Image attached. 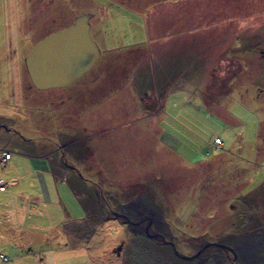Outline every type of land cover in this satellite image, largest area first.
Segmentation results:
<instances>
[{
    "label": "rangeland",
    "instance_id": "rangeland-1",
    "mask_svg": "<svg viewBox=\"0 0 264 264\" xmlns=\"http://www.w3.org/2000/svg\"><path fill=\"white\" fill-rule=\"evenodd\" d=\"M103 1L113 0H0V123L22 128L32 140L51 138L42 151L52 152L53 164L60 140L63 158L73 165L62 171L85 209L82 223L67 224L70 246H82L81 260L62 262L180 264L168 244L130 230L107 211V205L115 210L138 198L148 202L146 216L161 224L180 252L191 253L201 237L213 240L264 224V0H213L227 44L209 70L210 94L201 87L205 97L193 98L203 112L185 110L181 128L171 100L163 112L162 93L148 99L142 80L133 95L126 82L138 62L140 76L151 62L145 50L127 45L133 31L127 22L108 25L110 39L125 43L116 50L95 37L92 13ZM81 13L91 14L89 32L100 56L67 86L34 88L25 53ZM217 20L205 25L214 29ZM166 45L151 48L162 52ZM135 97L145 100L133 103ZM3 128V147L19 140ZM257 256L264 264V255L247 249L239 259L257 264Z\"/></svg>",
    "mask_w": 264,
    "mask_h": 264
},
{
    "label": "crops",
    "instance_id": "crops-1",
    "mask_svg": "<svg viewBox=\"0 0 264 264\" xmlns=\"http://www.w3.org/2000/svg\"><path fill=\"white\" fill-rule=\"evenodd\" d=\"M100 4L98 11L92 13L93 31L106 50H116L125 44L110 39L108 25L127 22L126 26L133 30L127 45L145 50V57L151 61L143 72L145 76L139 75L137 67L141 62H138L131 70V78H126L133 95L137 92V81L144 80L149 85L143 88L148 99L156 98L158 91L162 93L159 101L163 112L167 109V100H171L169 105L179 114L175 116L179 128L184 126L180 117L185 110L192 115L203 112L198 99L193 98L205 97L201 87L207 86L208 90L214 84L208 73L213 68L214 56L218 57L227 44V30L219 25L211 9L215 5L213 0H113ZM208 19L217 20V27L205 25ZM155 42L157 46L167 45L162 52L153 53L151 44ZM153 54H156V63ZM144 100L135 97L132 101L143 103ZM2 124L4 133L12 132L19 140L9 147L0 144V150L12 153L0 170V178L5 182L0 188V247L6 250L5 254L0 251L6 257L0 258L4 260L0 264H66L62 260L69 256L80 257L76 258L80 261L82 246L79 243L70 246L67 224L82 223L85 210L62 171L67 161L62 157L60 140H57L60 155L53 164L52 152L42 151L51 138L37 136L43 139L34 138V141L23 135L22 128L14 130ZM38 146L41 149L35 150ZM53 245L54 253L50 247Z\"/></svg>",
    "mask_w": 264,
    "mask_h": 264
},
{
    "label": "water",
    "instance_id": "water-1",
    "mask_svg": "<svg viewBox=\"0 0 264 264\" xmlns=\"http://www.w3.org/2000/svg\"><path fill=\"white\" fill-rule=\"evenodd\" d=\"M90 16L76 15L73 23L44 35L25 53L24 67L34 88L67 86L98 59L100 49L89 32ZM171 243L174 252L182 256Z\"/></svg>",
    "mask_w": 264,
    "mask_h": 264
},
{
    "label": "flooded vegetation",
    "instance_id": "flooded-vegetation-1",
    "mask_svg": "<svg viewBox=\"0 0 264 264\" xmlns=\"http://www.w3.org/2000/svg\"><path fill=\"white\" fill-rule=\"evenodd\" d=\"M65 164L68 167L73 166L68 162H65ZM74 169L77 171L76 166ZM107 211L111 212L113 217L123 220L130 230L140 233L148 239L166 243L174 252L172 240H169L167 232L163 228L158 227L160 223L152 221L150 216H146V212L150 211L148 202L138 198L135 201H127L125 204L117 206L115 210L107 205ZM201 240L202 242L191 253L180 252L176 249L184 255L181 256L174 252L181 260L179 261L180 264H200L206 261L207 264H214L215 262L220 264H248L247 261L239 259L243 250L247 249L250 254L259 252L261 256L264 255V224H258L252 228L225 235L222 238L209 240L201 237ZM258 258V256L254 258L255 260L257 259V264H263Z\"/></svg>",
    "mask_w": 264,
    "mask_h": 264
},
{
    "label": "built area",
    "instance_id": "built-area-1",
    "mask_svg": "<svg viewBox=\"0 0 264 264\" xmlns=\"http://www.w3.org/2000/svg\"><path fill=\"white\" fill-rule=\"evenodd\" d=\"M11 153H9V151H1L0 152V163H4L9 157H10ZM2 179L0 178V188H2ZM0 258L1 259H5V256H3V254L0 253Z\"/></svg>",
    "mask_w": 264,
    "mask_h": 264
},
{
    "label": "trees",
    "instance_id": "trees-1",
    "mask_svg": "<svg viewBox=\"0 0 264 264\" xmlns=\"http://www.w3.org/2000/svg\"><path fill=\"white\" fill-rule=\"evenodd\" d=\"M77 193V192H76ZM85 210V209H84Z\"/></svg>",
    "mask_w": 264,
    "mask_h": 264
}]
</instances>
